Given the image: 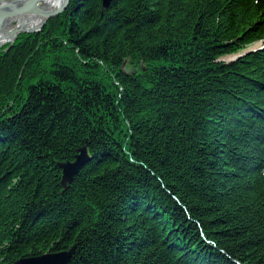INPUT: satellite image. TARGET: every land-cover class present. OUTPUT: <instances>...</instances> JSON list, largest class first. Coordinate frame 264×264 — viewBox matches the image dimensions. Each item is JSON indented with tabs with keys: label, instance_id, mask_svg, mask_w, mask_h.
Masks as SVG:
<instances>
[{
	"label": "trees",
	"instance_id": "trees-1",
	"mask_svg": "<svg viewBox=\"0 0 264 264\" xmlns=\"http://www.w3.org/2000/svg\"><path fill=\"white\" fill-rule=\"evenodd\" d=\"M260 42L264 0H70L0 52V264H264Z\"/></svg>",
	"mask_w": 264,
	"mask_h": 264
},
{
	"label": "water",
	"instance_id": "water-1",
	"mask_svg": "<svg viewBox=\"0 0 264 264\" xmlns=\"http://www.w3.org/2000/svg\"><path fill=\"white\" fill-rule=\"evenodd\" d=\"M24 1V5L18 10L16 16L13 19H9L7 23V29L0 32V36H4V42L0 45V52H5L12 47L18 36L21 34H33L39 32L41 27L45 25L46 21L57 17L61 14L69 5L70 0H63L61 6L55 11L41 13L39 8L36 7V0H21ZM112 0H101L102 9H108ZM15 2V0H11ZM6 8L1 9V12ZM43 16L42 22L32 28L24 27L25 20L30 15ZM2 14H0L1 16ZM251 52V51H250ZM90 157L88 155L86 147L80 148L77 154L74 156L73 161L58 163L57 167L61 171V187L66 189L80 172V170L89 162ZM75 253V248L72 247L67 251H61L57 253H47L36 257H28L19 259L14 264H70Z\"/></svg>",
	"mask_w": 264,
	"mask_h": 264
},
{
	"label": "bare ground",
	"instance_id": "bare-ground-1",
	"mask_svg": "<svg viewBox=\"0 0 264 264\" xmlns=\"http://www.w3.org/2000/svg\"><path fill=\"white\" fill-rule=\"evenodd\" d=\"M11 0H0V32H3L7 29V23L9 19H13L16 16V13L19 9L24 5V1L15 0V2H11ZM63 0H36V7L39 8L41 13H47L49 11L53 12L58 9ZM6 8L5 11L1 12V9ZM43 16L41 14L38 15H30L26 18L24 27L32 28L39 25L42 22ZM1 34V33H0ZM4 36H0V45L4 42Z\"/></svg>",
	"mask_w": 264,
	"mask_h": 264
},
{
	"label": "rangeland",
	"instance_id": "rangeland-1",
	"mask_svg": "<svg viewBox=\"0 0 264 264\" xmlns=\"http://www.w3.org/2000/svg\"><path fill=\"white\" fill-rule=\"evenodd\" d=\"M65 10H66V9H65ZM65 10H64V11H65ZM64 11H63V12H64ZM63 12H62V13H63ZM62 13H61V14H62ZM61 14H59V15H61ZM59 15H58V16H59ZM58 16H57V17H58ZM54 18H56V17H54ZM54 18H51V19H54ZM51 19L47 20L46 23H47L48 21H50ZM46 23H45V25H46ZM45 25H43V26L41 27V29L39 30V32L42 31V29L45 27ZM39 32H37V33H39ZM37 33H33V34H37ZM23 35H24V34H23ZM30 35H31V34H30ZM259 47H260V44H258V45L255 44L254 46H252L251 48L247 49L246 51L256 50V49H258ZM246 51H245V52H246ZM232 57H233V56H229V57H224V58H222V59H223V60H230Z\"/></svg>",
	"mask_w": 264,
	"mask_h": 264
}]
</instances>
